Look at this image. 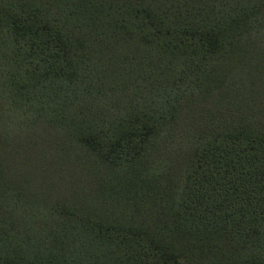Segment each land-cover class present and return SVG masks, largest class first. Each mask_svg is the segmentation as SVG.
I'll return each mask as SVG.
<instances>
[{"label":"trees","instance_id":"16d2710c","mask_svg":"<svg viewBox=\"0 0 264 264\" xmlns=\"http://www.w3.org/2000/svg\"><path fill=\"white\" fill-rule=\"evenodd\" d=\"M0 264H264V0H0Z\"/></svg>","mask_w":264,"mask_h":264}]
</instances>
